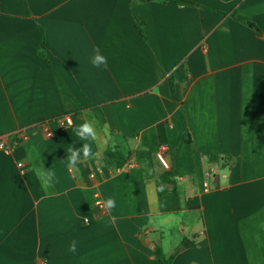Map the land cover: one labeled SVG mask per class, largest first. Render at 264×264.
<instances>
[{
  "label": "crops",
  "instance_id": "0c3cea01",
  "mask_svg": "<svg viewBox=\"0 0 264 264\" xmlns=\"http://www.w3.org/2000/svg\"><path fill=\"white\" fill-rule=\"evenodd\" d=\"M190 1L205 9L0 0V140L28 135L0 152V264H162L156 248L169 258L183 241L194 247L172 264H264V35L218 13L264 33V0ZM96 48L106 68L92 65ZM86 120L95 140L75 134ZM86 142L93 157L70 171L69 147ZM111 147L126 166L103 165ZM169 170L176 184L162 196ZM96 195L116 207L101 215Z\"/></svg>",
  "mask_w": 264,
  "mask_h": 264
},
{
  "label": "trees",
  "instance_id": "16d2710c",
  "mask_svg": "<svg viewBox=\"0 0 264 264\" xmlns=\"http://www.w3.org/2000/svg\"><path fill=\"white\" fill-rule=\"evenodd\" d=\"M141 3H150V2H158V3H173L176 4L178 6H192V7H199V8H203L205 9L203 6H201L198 3H195L193 1L190 0H137ZM220 14H222L225 17H229L231 19H233L234 21L238 22L239 24L252 29L254 31H256V33L258 35H264V33L251 21V19L243 14H241L238 11H232L229 13H222V12H218ZM137 29L139 30V32L142 34V25L141 24H137L136 25ZM41 45L39 48L40 51V56L43 57V51L45 50V39H44V31L42 29V36H41ZM129 161V157L125 156L123 154V152L118 148V147H111L108 148L107 151L104 154L102 163L106 168L109 169H121L124 166L127 165ZM157 183H158V188H159V192L162 196L166 195L168 192L165 190V186L167 185H172L175 186L176 184V177L173 174V172L171 170L165 172L162 176L157 178ZM161 188L163 190H161ZM172 193H175V190H172ZM194 247V244L192 242H188V241H183L182 243H180L177 248L174 251V254L167 258L163 252L161 251V249L159 247L156 248V254L160 260V262L162 264H172L174 258L180 254L181 252Z\"/></svg>",
  "mask_w": 264,
  "mask_h": 264
},
{
  "label": "clouds",
  "instance_id": "9594fccd",
  "mask_svg": "<svg viewBox=\"0 0 264 264\" xmlns=\"http://www.w3.org/2000/svg\"><path fill=\"white\" fill-rule=\"evenodd\" d=\"M91 63L94 67L104 66L107 67V58L100 54L99 49H94V56L91 60ZM68 123L71 125L72 121L69 120ZM75 134L80 138L82 141L88 140H95L96 139V132L94 127L90 121H84L80 125L75 128ZM69 155L67 156V163L69 166V170L75 168L78 161L83 158H92L94 153L92 152L91 144L90 143H83L82 147L79 149L69 147L68 149ZM38 178L42 182V186L45 188L52 186V181L54 178V173L50 170L45 171L42 167L35 169ZM161 190H163L161 188ZM99 204L100 201H97ZM103 207L109 211L116 207V202L114 198H108L106 201L103 202ZM87 222V218L84 220ZM76 241H73L69 247V251L72 253L76 252ZM191 264H196V261L193 260Z\"/></svg>",
  "mask_w": 264,
  "mask_h": 264
},
{
  "label": "built area",
  "instance_id": "2783aa9c",
  "mask_svg": "<svg viewBox=\"0 0 264 264\" xmlns=\"http://www.w3.org/2000/svg\"><path fill=\"white\" fill-rule=\"evenodd\" d=\"M71 120L72 124L70 125L68 121ZM55 122L62 128L70 127L73 125V117L71 115H65L63 117L57 118ZM40 129L43 131L46 137H51L52 132L48 128V123L43 122L39 124ZM28 139V135L26 134L25 130H19L17 131L14 136L12 143H8L6 140H0V152H6L10 153L15 145H18L22 143L23 141ZM166 152L167 148L165 146H160V148L157 151V158L160 161V163L163 165L165 169H169V164L166 160ZM22 166L21 164L19 165ZM103 167H98L97 172H102ZM213 172L211 170L207 171L205 173V181L203 183L204 189L208 190L210 188V180L212 178ZM94 177V174L92 175ZM97 201H100L98 204ZM96 207L101 215L105 214V208L103 207V201L99 198V195H96ZM147 229H144L146 231Z\"/></svg>",
  "mask_w": 264,
  "mask_h": 264
}]
</instances>
